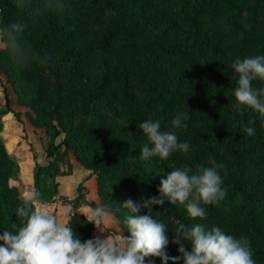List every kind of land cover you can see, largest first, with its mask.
Here are the masks:
<instances>
[{
	"label": "trees",
	"instance_id": "obj_1",
	"mask_svg": "<svg viewBox=\"0 0 264 264\" xmlns=\"http://www.w3.org/2000/svg\"><path fill=\"white\" fill-rule=\"evenodd\" d=\"M0 12L2 41L16 59L5 46L0 57L31 90L28 104L40 120L63 136L46 149L48 165L35 167L41 199L50 186L39 187L40 171H48L49 182L67 175L60 165L70 148L88 150L89 168L112 177L123 199L156 195L152 179L112 154L113 124L142 147L143 120L159 119L164 127L180 111L187 127L175 131L190 144L188 153L152 160L166 175L176 167L223 164L227 195L196 221L246 236L256 264H264V118L233 107L231 69L237 57L264 54V0H0ZM13 23L24 31L11 29ZM5 102L0 116L9 111L7 95ZM248 126L254 136L244 133ZM13 167L0 142V232L20 226L15 210L24 198L8 185ZM154 211L177 251L173 235L188 221L171 204ZM85 217L76 212L67 219L82 240L95 236Z\"/></svg>",
	"mask_w": 264,
	"mask_h": 264
},
{
	"label": "clouds",
	"instance_id": "obj_2",
	"mask_svg": "<svg viewBox=\"0 0 264 264\" xmlns=\"http://www.w3.org/2000/svg\"><path fill=\"white\" fill-rule=\"evenodd\" d=\"M22 33L23 23L9 25ZM16 59L14 48L4 45ZM236 78L234 104L236 110H252L264 118V54L237 57L231 63ZM188 115L177 111L168 125L162 127L159 119H145L139 129L146 137L140 149V158L163 161L173 153H188L190 144L181 142L175 129L187 127ZM244 133L254 136L256 129L244 128ZM223 164L212 162L176 167L161 181L156 195L139 199L127 197L114 211L110 204L90 207L85 217L98 229L97 235L82 240L73 230V225L49 210L38 190L33 189L15 210L20 226L12 224L13 230L0 232V264H256L253 251L246 236L236 237L221 227L193 223H179L172 243L176 244L177 256L166 252L169 231L154 215V208L165 204H182L188 217L203 220L206 206L216 205L227 195L222 186ZM116 212H122L118 217ZM120 220L125 229L118 235H109L98 226ZM107 233V235H103Z\"/></svg>",
	"mask_w": 264,
	"mask_h": 264
},
{
	"label": "rangeland",
	"instance_id": "obj_3",
	"mask_svg": "<svg viewBox=\"0 0 264 264\" xmlns=\"http://www.w3.org/2000/svg\"><path fill=\"white\" fill-rule=\"evenodd\" d=\"M1 21L0 12V50L5 45L2 41ZM9 62L5 57H0L3 82L0 84V112L6 109L5 95L9 98L7 107L9 111L0 116V142L14 163L8 185L16 187L20 196L25 198L34 189L36 165L39 167L48 165L46 149L57 144L63 136L56 137L53 128L45 126L28 104L31 90L22 85L25 83H19ZM113 134L116 138L112 154L121 161L137 166L159 187L161 179L166 174L152 159L144 160L139 157L141 149L139 143L124 131L122 125L113 124ZM87 151L84 149V152L80 154L77 149L70 148L67 152L66 163L60 165V170L67 175L56 177L54 182L47 181L48 171H40L39 187L42 189L46 183L50 186L49 192L43 193L42 200L49 206L50 211L62 219H68L76 212L87 216L90 207L105 203L110 204L115 211L124 200L120 188L112 177H108L105 173L101 174L95 167L89 168L93 162L89 161L88 157L91 155ZM171 205L185 217L190 226L198 223L188 217L184 205L178 203ZM116 215L122 217L123 213L116 212ZM98 227L109 235H118L125 229L120 220L115 222L110 220ZM97 234H99L98 229L94 225V235ZM166 252L170 257L177 256L176 249L170 243L166 247ZM148 259L160 264L158 257Z\"/></svg>",
	"mask_w": 264,
	"mask_h": 264
}]
</instances>
